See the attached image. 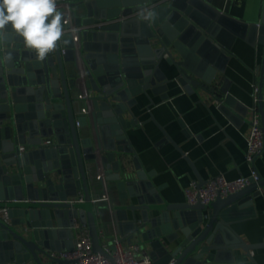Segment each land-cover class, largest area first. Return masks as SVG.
<instances>
[{"label": "water", "instance_id": "obj_1", "mask_svg": "<svg viewBox=\"0 0 264 264\" xmlns=\"http://www.w3.org/2000/svg\"><path fill=\"white\" fill-rule=\"evenodd\" d=\"M71 8L66 28L81 30L77 41L65 33L67 43L43 62L14 33L0 39V210L7 208L10 218L7 223L0 214V264H47L51 252L74 247L61 240L70 239L77 224L87 225L93 250L112 259L92 204L99 166L124 201L118 208L113 198L117 230L153 264H258L251 252L264 242L248 244L234 225L256 215L263 175L209 206L168 203L136 159L132 170L126 155L133 150L122 143L137 125L132 109L139 98L153 106L150 93H165L173 81L188 93L204 88L224 110L232 107L227 87L212 85L225 70L216 58L227 60L222 47L237 38L264 45V5L259 23L229 17L211 0H80ZM141 9L155 18L139 19ZM107 21L114 22L99 26ZM83 91L90 115L80 113L83 102L75 97ZM48 138L53 145H45ZM197 177L202 188L206 181ZM80 192L84 203H71Z\"/></svg>", "mask_w": 264, "mask_h": 264}, {"label": "crops", "instance_id": "obj_2", "mask_svg": "<svg viewBox=\"0 0 264 264\" xmlns=\"http://www.w3.org/2000/svg\"><path fill=\"white\" fill-rule=\"evenodd\" d=\"M79 1L70 0L71 3ZM263 5L264 0H211L214 9L247 23L261 21ZM222 51L228 59L218 56L216 62L222 64L225 70L218 71L212 85L218 90L227 87L233 98L232 107L224 110L222 101L204 88L188 93L173 81L165 93H150L153 106L149 99L142 96L132 109L138 122L127 130V140L122 143H127L133 150L126 157L132 170L133 160H138L156 193L168 203H187L186 189L192 188L195 181L199 184L197 174L206 182L220 174H225L228 180L251 176L252 167L246 160L247 137L254 112L263 119L260 102L264 103V45L237 38L229 49L222 47ZM161 66L163 70L170 71L168 67L166 69L165 63ZM174 77H177L176 72L169 73L168 79ZM201 83L203 85L204 81L201 80ZM256 87L257 102L253 96ZM162 94H167L168 98L162 99ZM78 95L75 93V97ZM125 117L131 119L129 113ZM47 140L55 142L54 138ZM254 167L264 177V150L256 157ZM114 196L116 207L119 208L124 201H121L116 189ZM254 208L255 216L234 225L248 244L264 242V192L254 200ZM96 215L101 242L104 244L111 240L115 230L119 232L118 223L111 219L103 206L97 208ZM129 215L131 218L132 212ZM119 234L128 247L126 234ZM80 236V230H75L70 239H62L61 243L74 246ZM251 255L258 264H264V249L254 250ZM44 260L47 264L52 262L51 258Z\"/></svg>", "mask_w": 264, "mask_h": 264}, {"label": "built area", "instance_id": "obj_3", "mask_svg": "<svg viewBox=\"0 0 264 264\" xmlns=\"http://www.w3.org/2000/svg\"><path fill=\"white\" fill-rule=\"evenodd\" d=\"M58 7L65 14V18L68 23L65 25V33H70L73 40L77 41V35L81 31L79 28L71 27L67 29L66 26L71 22V2L70 0H57ZM114 21H107L101 23L99 26L108 25ZM253 96L255 101H258V88H254ZM78 100L83 102V106L80 109L82 115H90V101L87 98V94L83 91L82 94L77 96ZM251 131L247 137V149L246 160L251 165V176L240 177L235 180H228L225 174L217 175L214 178L209 179L202 187H198V183L195 181L192 184V188L186 189L187 203L196 205L201 203L209 206L212 202L218 198H226L231 194L238 193L246 186L250 185L252 181L257 182L259 180L258 171L254 167L256 157L264 150V131L262 128V119L260 114L256 111L251 121ZM79 125V124H78ZM45 145H53V141L47 140ZM24 147L21 150L24 151ZM95 175L92 178V204L97 208L105 207L111 219H114V192L115 187L106 181L103 174L102 167L96 169ZM84 195L80 193L71 203H84ZM0 214L4 220L9 223L10 218L8 216V209L3 208L0 210ZM76 230H80L81 236L78 238L72 249L63 250L61 252H51V264H153V259L149 253L141 248L138 243H131L125 246L124 241L119 232L114 231L112 238L109 242L102 244L104 250L111 256L112 259L107 256L96 253L93 250V245L89 233V229L85 224H77Z\"/></svg>", "mask_w": 264, "mask_h": 264}, {"label": "clouds", "instance_id": "obj_4", "mask_svg": "<svg viewBox=\"0 0 264 264\" xmlns=\"http://www.w3.org/2000/svg\"><path fill=\"white\" fill-rule=\"evenodd\" d=\"M138 18L151 21L155 13L141 9ZM67 23L57 0H0V39L6 40L9 33H14L38 61L47 60L61 42L67 43Z\"/></svg>", "mask_w": 264, "mask_h": 264}]
</instances>
